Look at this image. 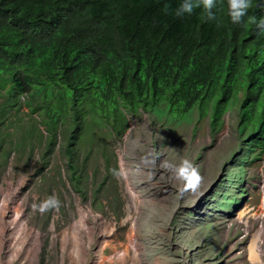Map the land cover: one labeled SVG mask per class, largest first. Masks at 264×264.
Instances as JSON below:
<instances>
[{
	"label": "rangeland",
	"instance_id": "1",
	"mask_svg": "<svg viewBox=\"0 0 264 264\" xmlns=\"http://www.w3.org/2000/svg\"><path fill=\"white\" fill-rule=\"evenodd\" d=\"M25 99L0 123V264H264V149L238 103L217 129L165 103L126 112L121 135L86 120L69 160L67 123L46 151L44 117ZM185 159L203 177L195 193L165 167Z\"/></svg>",
	"mask_w": 264,
	"mask_h": 264
},
{
	"label": "trees",
	"instance_id": "2",
	"mask_svg": "<svg viewBox=\"0 0 264 264\" xmlns=\"http://www.w3.org/2000/svg\"><path fill=\"white\" fill-rule=\"evenodd\" d=\"M181 2L0 0V123L25 96L29 113L44 117L46 151L67 123L72 160L86 120L121 135L126 112L165 103L178 116L195 108L217 129L238 103L250 139L264 149V31L248 20L264 18V0H253L239 25L227 0H218L214 21L202 8L175 16Z\"/></svg>",
	"mask_w": 264,
	"mask_h": 264
},
{
	"label": "clouds",
	"instance_id": "3",
	"mask_svg": "<svg viewBox=\"0 0 264 264\" xmlns=\"http://www.w3.org/2000/svg\"><path fill=\"white\" fill-rule=\"evenodd\" d=\"M252 2L253 0H227L228 16L233 24L239 25L244 22V18L248 16L249 9L252 7ZM217 5L218 0H182L179 6L174 10V15L177 17H182L185 14L191 15L194 10L202 8V18L207 21H214L217 19L216 13L214 12ZM164 10L165 12H168L169 5L166 4ZM248 20L250 23L255 24L258 29L264 31V18L257 19L255 16H252L248 17ZM158 156L159 154L153 150L142 158V162L154 165ZM165 167L171 168L175 172L176 178L184 182L181 194L188 191L195 193L199 189L203 177L201 176L199 169L194 166L191 161L185 159L178 167L167 164ZM113 174L118 178L124 176L125 173L123 167H121L119 171L113 170ZM57 205L58 201L54 197L49 198L38 207V211L43 213L50 207H55ZM33 207L34 209L37 208L36 205Z\"/></svg>",
	"mask_w": 264,
	"mask_h": 264
},
{
	"label": "bare ground",
	"instance_id": "4",
	"mask_svg": "<svg viewBox=\"0 0 264 264\" xmlns=\"http://www.w3.org/2000/svg\"><path fill=\"white\" fill-rule=\"evenodd\" d=\"M83 220L81 219V221L80 222H82ZM77 238V237H76Z\"/></svg>",
	"mask_w": 264,
	"mask_h": 264
}]
</instances>
